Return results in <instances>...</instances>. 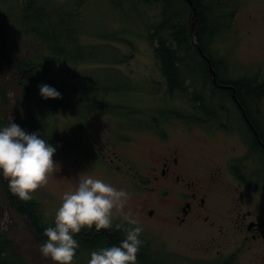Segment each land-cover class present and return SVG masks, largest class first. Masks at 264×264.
I'll use <instances>...</instances> for the list:
<instances>
[{
	"label": "rangeland",
	"instance_id": "1",
	"mask_svg": "<svg viewBox=\"0 0 264 264\" xmlns=\"http://www.w3.org/2000/svg\"><path fill=\"white\" fill-rule=\"evenodd\" d=\"M53 1L68 3L69 6H74L77 2L76 0ZM90 1L87 0L81 5L83 14L86 10L84 26L88 33L82 36L83 43L98 44L101 43L98 35L105 36L107 31L118 32L120 35L116 36L113 46L120 52L106 48L103 52L100 51L99 57H96L103 62L94 61L87 65L80 64L78 67L83 71H89L91 86L95 88L89 95L91 100L99 102L102 106L112 105V108L116 107L117 110L113 115L106 113L105 110L94 111L82 121L74 118L72 120L74 123L71 125L68 124L70 123L69 111H62L58 116L59 131L67 132L75 138L77 136L78 148L70 150L63 148L62 144L49 142L56 148L53 155L54 167L48 175L47 182L33 193L36 200L41 203L44 222L47 225L52 224L63 193L72 189L82 174H92L129 192L130 198L125 210H131L143 226L140 238L148 244L155 257L180 262V264L197 262L213 264L207 261L216 259V250L221 251L222 258L234 255L236 252L234 242L237 236L234 231H231L230 226H222L220 231L219 220L212 217L217 222L211 230L193 220H189L181 227H174L166 210L158 207L157 199L159 198L154 197L155 194L144 189L140 183L136 186L132 179L133 172L128 169L129 165L132 169H138L141 172V178H144L148 173V169H142L144 165L150 163L151 159L158 154H167L172 147L178 150L182 169H203L208 174L224 159L222 145L224 138L216 134L214 126L212 130L207 127L208 132L196 129L189 135L181 133L182 122L179 121L180 119L176 120L179 117L175 112L174 116L170 113V110L175 107L184 112L188 111L192 107L190 93L191 95H194V91L197 94L200 93L189 88L191 80L187 78L189 70L192 71L190 72L192 75L197 76L196 54L194 55L191 51V57H193L192 54L194 57L187 56L181 70L186 81V90L166 93L165 84L161 83L163 79L159 73V67L154 62L156 57L153 44L147 40L148 27L159 21L156 6L142 5L134 11L131 3L134 0H115L121 2L122 8L113 6L110 0H94L91 3ZM234 9L236 11L232 19L226 23V28L216 27L214 38L209 41L207 37V41H204L202 46L212 56L215 55V58H220L221 55V58L225 60L226 55L231 60L240 59L244 61L242 63L248 61V65L250 61L264 62V0H240L236 6L229 7L231 11ZM123 11L128 14V17L122 13ZM127 18L137 19L138 22L129 23ZM229 23L233 27H229ZM77 32L81 34L82 30L78 29ZM10 39L12 41H10L9 52L12 64L0 60V113L9 122L12 120L17 123L16 101L21 89L16 83L15 64L22 59L30 58L35 53H43L45 45H38L24 33L12 34ZM192 42L194 43L193 40ZM196 50L198 53V48ZM93 52L95 48L91 46L89 54L92 55ZM119 59L122 60L121 64L116 62H119ZM108 61L115 64L111 65ZM248 65L241 68L243 71L247 70L245 73L251 71L248 70ZM232 68L230 73L235 76L236 66L233 65ZM2 88L5 90L7 101L1 96ZM111 89L124 91L111 92ZM195 115L193 113L192 118L197 117ZM161 117L171 120L170 124L164 127L165 134L171 136L170 142L158 144L152 136H141L152 132V129L148 127L150 120L152 122V119ZM238 125V120L232 123L231 133H236L234 128ZM241 138L247 139L244 130ZM128 140L132 141L128 142ZM103 142L106 143L105 146H102ZM100 149L102 150L99 153L104 154L105 159H112L114 166L121 167L117 170L120 175L116 169L112 168L113 165H109L96 154ZM147 185L149 188L150 185ZM214 204L219 206L220 218L225 217L228 213L226 208L228 206L225 205L227 201L219 198ZM150 209L154 211L152 216L147 215ZM121 219L119 215L114 217V221ZM0 235L8 237L14 243L17 253L24 256L30 264H54L51 259L44 258L40 254L39 246L43 241L36 236L29 221L9 205L1 184ZM262 249L263 254L258 256L257 252ZM91 250L85 247L80 248L72 264H87ZM262 255H264V241L258 246L254 245L252 250L248 249L238 254L237 258L234 257V262L230 259L229 264L232 262L260 264Z\"/></svg>",
	"mask_w": 264,
	"mask_h": 264
},
{
	"label": "trees",
	"instance_id": "2",
	"mask_svg": "<svg viewBox=\"0 0 264 264\" xmlns=\"http://www.w3.org/2000/svg\"><path fill=\"white\" fill-rule=\"evenodd\" d=\"M76 1L74 6H69L68 3H55L53 0H0V60L12 64L9 52L12 34L24 33L38 45H45L43 53H35L30 58L22 59L15 64L16 83L21 89L16 101L17 124L27 132H38L48 142L62 144L64 145L63 148L70 150L78 148L76 138L67 132L59 131L58 116L62 111H69V121L74 118H79L82 121L97 109H94L95 106L100 105V103L96 105L97 103L92 101L89 96L95 90L91 86L89 71L81 70L78 65H87L94 61L103 62L96 57H99L100 51L103 52L106 48L120 52L117 47L113 46V43L116 42V36L120 35L118 32L107 31L104 36L100 34L101 31H97L100 34L97 35L101 39V43L93 45L83 43L82 36L88 33L84 26L86 10L83 14L81 5L87 0ZM93 1L91 0L90 3ZM139 1L145 4L149 0L131 1L132 7L135 8ZM195 1L198 3L196 13L198 38L196 42L200 48L206 51L202 46L203 38L201 36L204 31L209 34L207 18L218 26L221 23V18L224 20L228 16L232 19L234 11L225 7L219 14H209L205 9L199 7L198 0ZM153 2L161 3L158 13L159 21L150 28L148 27L147 40L153 44V52L158 61L159 69L162 71L161 76L165 86L168 88L167 92L185 91L186 81H184L181 71L185 62L181 55L183 51L189 57H191V51L197 55L196 47L192 42L190 17L185 16L177 8L174 11L171 9L172 5L178 7V3L175 1L173 3L172 0H153ZM110 3L115 7H121V2L110 0ZM122 13L128 17L124 11ZM129 18L126 19L129 23L131 21L138 22L137 19ZM78 29L82 30L81 34H78ZM91 46L95 48L92 55L89 54ZM108 63L115 64L109 61ZM187 78L191 80L189 88L199 91L198 75L194 76L189 73ZM42 83L54 86L61 92V97L43 99L38 88V85ZM262 91L261 87L252 88L248 83L240 82L237 87V97L242 101L246 100L249 95L255 99ZM200 93L197 94L195 91L194 95L190 93V102L197 109L201 103L199 100ZM1 96L7 101L4 88L1 89ZM116 110V107L109 109L111 113L116 112ZM176 111L178 109L170 110L171 115ZM190 111H192V107L186 112L189 117H192L194 112ZM8 123L10 122L0 113V125H7ZM0 184L12 209L29 221L37 237L42 241L45 240L44 228L49 225L44 222L41 203L34 196L28 201L20 200L9 191L7 180L3 177H0ZM76 238L80 242V247L77 249L78 253L82 247L91 250L95 247L117 244L123 239V235L117 230H101V232L82 230ZM152 256V252L143 242L137 253L136 264H155L152 261L154 259ZM156 263L167 264V261L159 259ZM226 263L229 264V262ZM0 264L30 263L24 256L17 253L14 243L8 237L0 235Z\"/></svg>",
	"mask_w": 264,
	"mask_h": 264
},
{
	"label": "flooded vegetation",
	"instance_id": "3",
	"mask_svg": "<svg viewBox=\"0 0 264 264\" xmlns=\"http://www.w3.org/2000/svg\"><path fill=\"white\" fill-rule=\"evenodd\" d=\"M229 27H233L232 24L229 23ZM213 38L214 34L209 37V41ZM202 52L208 58L200 56L197 62L201 103L198 105L199 109L192 105V111L197 117H189L187 111L178 109L176 115L179 118L176 120L180 119L179 121L182 122L183 130L180 132L188 135L196 129L208 132L214 126L216 134L224 138L222 141L224 159L208 174L203 169H182L178 150L172 147L167 154H158L150 163L145 164L142 169H148L147 176L141 178L139 174L140 180L134 179V183L136 186L140 183L144 189L155 194L154 197L159 198L158 207L166 210L176 228L189 220L202 223L210 230L218 220L220 231L222 226H230L231 231L237 236L234 242L236 252L234 255L222 258L221 251L216 250V259L207 261L213 264H228L226 262L230 259L234 262V257L237 258L238 254L248 249L252 250L254 245L258 246L264 241V62L250 61L248 65L246 61L245 65L240 59L231 60L225 55L224 60L221 55L220 58H215V55L212 56L207 50L202 49ZM154 62L159 67L157 60ZM233 65L236 66L235 76L230 73ZM247 65L248 70H251L249 73L241 69ZM190 72L192 71L189 70ZM159 73L162 75L160 69ZM240 82H246L252 88L261 87L263 91L255 99L249 95L242 101L237 97V87ZM171 110L173 111V108ZM235 120L239 121V125L234 128L236 132L234 134L231 133L230 127ZM170 121L164 117L152 119V122L150 120L152 127L150 122L148 127L152 132L144 136L154 137L158 144L170 142L171 136L165 134L164 128L170 124ZM243 130L246 140L241 138ZM208 134L211 136L210 133ZM105 145L103 142L102 146ZM99 156L108 164L111 161L105 159L102 153H99ZM112 168L121 169L119 166ZM128 179L131 181V178ZM147 184L150 185L149 188ZM219 198H224L227 201L225 205L228 206L226 207L228 213L222 218L218 214L219 206L214 204ZM153 213V209H150L147 215L152 216ZM262 251L263 249L257 252L258 256L263 254ZM165 260L167 264H174L171 260ZM152 261L157 264V260ZM261 261L260 264H264V255L261 256ZM233 262L232 264H235ZM192 264H201V262Z\"/></svg>",
	"mask_w": 264,
	"mask_h": 264
},
{
	"label": "clouds",
	"instance_id": "4",
	"mask_svg": "<svg viewBox=\"0 0 264 264\" xmlns=\"http://www.w3.org/2000/svg\"><path fill=\"white\" fill-rule=\"evenodd\" d=\"M43 99H56L61 92L47 83L38 85ZM56 148L38 132H27L11 120L0 125V177L20 200L32 199L35 190L48 180L54 167ZM129 192L92 174H82L75 186L65 191L55 211L53 223L44 228L40 254L54 264H72L83 231L117 230L123 239L117 244L91 250L87 264H136L143 240V226L125 210ZM121 216L119 222L115 216Z\"/></svg>",
	"mask_w": 264,
	"mask_h": 264
},
{
	"label": "bare ground",
	"instance_id": "5",
	"mask_svg": "<svg viewBox=\"0 0 264 264\" xmlns=\"http://www.w3.org/2000/svg\"><path fill=\"white\" fill-rule=\"evenodd\" d=\"M172 1H173V3H174V1L178 3V7H176L175 5H172L171 9L173 11L177 8V9H179V11L181 13H184L185 16H187L188 18L190 17L192 36H194V34L196 33L195 35H196V41H197V38H198V27H197V18H196L197 14L196 13H197L198 3L195 0H172ZM198 1H199V4H200L199 7H202L203 9H205L206 12H208L209 14H211V13H218L219 14L220 12H222L225 9V7L229 8V7H232V6H236V4L240 0H198ZM151 4H154L156 6L155 8L158 10L157 13H159V8H160V4L161 3L160 2H153V0H149L145 4L139 1V4L133 9L135 11V10H138V8L141 7L142 5L150 6ZM228 20H231V18H229L228 16H226L224 18V20H222V18H221V23H219L218 26H217L209 18H207V25L209 26V30H208L209 34H207V32L204 31L202 33V36H201L203 38L202 41L203 42L206 41L207 37H210L211 35H213L216 32L215 31L216 27L222 26L224 28V26L226 25ZM200 56L204 57L205 59L208 58L204 53L200 54L198 52L197 55H196V57H197L196 62H198V60H200V58H201ZM186 57H187V54L183 51V54L181 55V58H183L184 62H185V58ZM210 70L212 71L211 68H210ZM197 80H199V79H197Z\"/></svg>",
	"mask_w": 264,
	"mask_h": 264
},
{
	"label": "water",
	"instance_id": "6",
	"mask_svg": "<svg viewBox=\"0 0 264 264\" xmlns=\"http://www.w3.org/2000/svg\"><path fill=\"white\" fill-rule=\"evenodd\" d=\"M196 34V33H195ZM194 34V44H195V46L198 48V51H199V53L200 54H202L203 52H202V50H201V48L198 46V44H197V42H196V35Z\"/></svg>",
	"mask_w": 264,
	"mask_h": 264
}]
</instances>
